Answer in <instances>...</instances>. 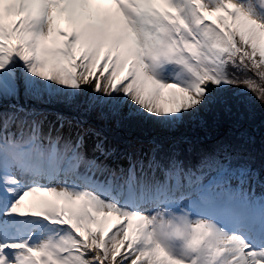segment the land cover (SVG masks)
<instances>
[{"label":"snow or ice","instance_id":"obj_1","mask_svg":"<svg viewBox=\"0 0 264 264\" xmlns=\"http://www.w3.org/2000/svg\"><path fill=\"white\" fill-rule=\"evenodd\" d=\"M249 92L264 0H0V264H264L261 171L200 147Z\"/></svg>","mask_w":264,"mask_h":264},{"label":"trees","instance_id":"obj_2","mask_svg":"<svg viewBox=\"0 0 264 264\" xmlns=\"http://www.w3.org/2000/svg\"><path fill=\"white\" fill-rule=\"evenodd\" d=\"M90 93V90H87ZM240 89H230V93L239 92ZM251 97L254 105L246 108L239 105L234 111L236 115L233 117H223L219 128L213 133V136L200 145L201 148L211 151L217 143H224L231 146L234 150L239 151L247 162L255 169L261 171L264 178V105L259 101H255L252 94L246 93ZM22 105H35L34 101L25 100ZM55 110L63 112L65 115L72 116L74 113L62 105H56ZM127 114L124 109L122 117ZM90 122L107 137L110 145L120 146L125 139L128 138L131 128L135 125L129 121L122 120V125L118 127L115 120H100L94 114L90 118ZM150 127V126H149ZM191 135L187 130H181L177 136ZM196 157L193 156L192 159Z\"/></svg>","mask_w":264,"mask_h":264},{"label":"rangeland","instance_id":"obj_3","mask_svg":"<svg viewBox=\"0 0 264 264\" xmlns=\"http://www.w3.org/2000/svg\"><path fill=\"white\" fill-rule=\"evenodd\" d=\"M24 101H25V99H24V97L21 95V98H20L19 103H20V102H21V103H24ZM125 110L127 111V108H125ZM257 191L259 192L260 189L258 188ZM33 199H34V198H32V197L27 198V200H26V204L31 203V201H32Z\"/></svg>","mask_w":264,"mask_h":264}]
</instances>
